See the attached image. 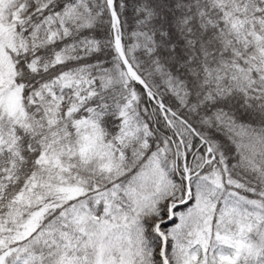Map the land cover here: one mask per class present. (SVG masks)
<instances>
[{
	"label": "snow or ice",
	"instance_id": "6c2138e0",
	"mask_svg": "<svg viewBox=\"0 0 264 264\" xmlns=\"http://www.w3.org/2000/svg\"><path fill=\"white\" fill-rule=\"evenodd\" d=\"M0 264H264V0H0Z\"/></svg>",
	"mask_w": 264,
	"mask_h": 264
}]
</instances>
